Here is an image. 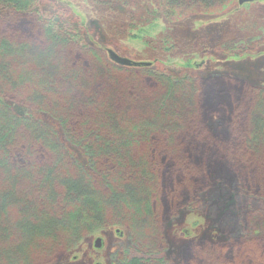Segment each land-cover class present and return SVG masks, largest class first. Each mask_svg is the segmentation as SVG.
<instances>
[{
    "label": "trees",
    "instance_id": "trees-1",
    "mask_svg": "<svg viewBox=\"0 0 264 264\" xmlns=\"http://www.w3.org/2000/svg\"><path fill=\"white\" fill-rule=\"evenodd\" d=\"M108 1L124 7L130 0ZM149 1V15L169 22L224 18L240 8L232 11L235 0ZM56 16L59 22L43 13L39 0H0V264H56L61 253L112 226L124 227L129 239L114 255L117 264H175L158 233L162 208L156 218L153 204L168 174L199 154L201 168L186 170L188 191L168 188L173 217L183 208L214 218L237 212L239 220L247 215L264 222V207L257 204L264 205V87L231 72L211 73L227 79L234 99L227 108L221 95V104L211 109L198 76L127 62L118 67L85 41L82 23ZM248 40L214 50L238 57L264 44V37ZM184 67H191L189 61ZM96 69L111 78L119 72L129 80H151L159 92L137 97L133 88L145 92L142 81H123L129 97L120 107L129 117L124 120L111 100H100L92 81ZM166 153L175 168L162 160ZM219 156L231 167L239 161L236 173L244 184L229 197L193 181L211 172L230 180L233 174ZM254 186L261 187L258 194ZM206 243L203 260L215 256L209 254L219 244ZM179 254L177 264H183Z\"/></svg>",
    "mask_w": 264,
    "mask_h": 264
},
{
    "label": "rangeland",
    "instance_id": "rangeland-1",
    "mask_svg": "<svg viewBox=\"0 0 264 264\" xmlns=\"http://www.w3.org/2000/svg\"><path fill=\"white\" fill-rule=\"evenodd\" d=\"M237 7V0H235L232 11ZM39 9L55 17V22H59L56 15L60 14L62 19L70 24L82 23L85 41L102 50L108 59H110L107 54L109 50L123 58L129 65L127 67L135 68V65L145 64L149 65L146 66L148 69L166 70L174 75L189 73L198 76L199 81L204 82L199 88L200 95H206L212 104L211 109L214 105L221 104H218L221 95H225L224 104L227 108L234 103L233 91L228 88L230 85L227 79L212 76L211 73L231 72L250 84L264 87V44L257 45L251 51L244 50L245 53L238 57L214 50L227 41L234 42V44L229 43L233 49L234 45L245 43L250 38L264 37V0L246 3L240 6L237 12L229 13L224 18L213 15H194L176 22L156 19L149 15V10L152 9L149 0H130L124 7L108 0H39ZM186 61L190 63L189 69L184 67ZM116 65L121 66L117 63ZM90 66L94 67L93 64ZM96 71L95 79L92 81H96L95 86L102 92L99 93L100 100H111L112 111L121 115L124 120L126 113L120 107L128 103L129 97L123 88V81H142L145 87L142 89L145 92H141L136 87L133 88L137 97L150 94L154 96L159 92L151 80L145 78L129 80L119 72L111 78L103 72V69H96ZM221 89L225 91L221 92ZM210 107H206L207 114L211 112ZM127 118L129 117L126 116ZM171 146L178 151L176 147L178 143L172 141ZM219 157L221 162L218 163L233 174L230 180L224 177L217 179L211 172L210 178L194 177L193 181L195 184L197 179L201 186L211 184L212 188L215 187L214 191L218 192L222 189L223 194L229 197V192L232 194L240 192L238 188H242L244 184L236 173L239 161H235L231 167L222 156ZM202 158L203 156L199 154L197 161L187 160L186 167L175 169V172L176 170L178 172L174 176L168 174L167 184L164 185L162 181V192L157 202L153 204L156 218L161 214L160 207L163 211L162 221L160 218L158 220V224L162 222L158 233L164 238L168 247L167 255L171 256L175 264L179 263V251L185 255L181 261L183 264H264V222L254 223L257 218L250 221V216L245 215L239 220L236 210L232 215L230 212L220 213L214 218L189 212L183 208L173 217L172 202L166 194L170 192L168 188L176 190L178 189L176 187L184 186L185 191H188L185 186L189 179L186 170L194 173L196 167L201 168ZM162 160L173 164L175 168L168 153ZM247 178L244 179L246 183ZM252 189L257 194L261 191L259 186H254ZM184 196L188 194H183V199L186 198ZM185 202L186 200L183 201ZM257 204L258 207H264L260 203ZM246 222L249 227L251 226L250 234L247 236ZM226 236H230L231 240L226 242ZM97 238L101 239L99 248L94 247V241ZM208 240L219 242V244L217 249L209 254L210 257L214 253L216 255L211 259L203 260L202 256L204 251H207L205 246H208L206 243ZM194 241L197 243H193ZM128 244V232L125 228L112 226L88 236L70 254L61 253L56 257L55 262L56 264H117L114 258L115 253L120 248L126 249Z\"/></svg>",
    "mask_w": 264,
    "mask_h": 264
},
{
    "label": "water",
    "instance_id": "water-1",
    "mask_svg": "<svg viewBox=\"0 0 264 264\" xmlns=\"http://www.w3.org/2000/svg\"><path fill=\"white\" fill-rule=\"evenodd\" d=\"M253 1H255V0H237V4H238V6H242L246 3H251ZM107 54H108V57L110 58V60L117 63V64H125L126 63V61L123 58L115 55L112 51L108 50ZM143 65H145V64H143ZM145 66H149V65H145ZM100 246H101V239L97 238L94 241V247L99 248Z\"/></svg>",
    "mask_w": 264,
    "mask_h": 264
}]
</instances>
